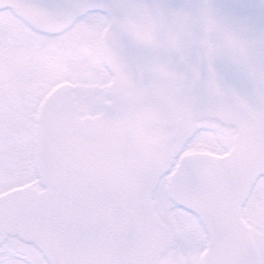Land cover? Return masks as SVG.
I'll use <instances>...</instances> for the list:
<instances>
[{
	"label": "snow or ice",
	"instance_id": "snow-or-ice-1",
	"mask_svg": "<svg viewBox=\"0 0 264 264\" xmlns=\"http://www.w3.org/2000/svg\"><path fill=\"white\" fill-rule=\"evenodd\" d=\"M0 264H264V0H0Z\"/></svg>",
	"mask_w": 264,
	"mask_h": 264
}]
</instances>
